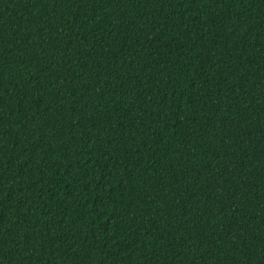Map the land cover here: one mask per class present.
Masks as SVG:
<instances>
[{
  "label": "trees",
  "instance_id": "obj_1",
  "mask_svg": "<svg viewBox=\"0 0 264 264\" xmlns=\"http://www.w3.org/2000/svg\"><path fill=\"white\" fill-rule=\"evenodd\" d=\"M0 264H264V0H0Z\"/></svg>",
  "mask_w": 264,
  "mask_h": 264
}]
</instances>
